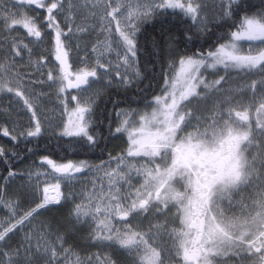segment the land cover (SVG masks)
<instances>
[{
    "label": "snow or ice",
    "instance_id": "1",
    "mask_svg": "<svg viewBox=\"0 0 264 264\" xmlns=\"http://www.w3.org/2000/svg\"><path fill=\"white\" fill-rule=\"evenodd\" d=\"M0 98V264H264V0H0Z\"/></svg>",
    "mask_w": 264,
    "mask_h": 264
},
{
    "label": "trees",
    "instance_id": "2",
    "mask_svg": "<svg viewBox=\"0 0 264 264\" xmlns=\"http://www.w3.org/2000/svg\"><path fill=\"white\" fill-rule=\"evenodd\" d=\"M22 31H23V29H21ZM148 31L149 32H151L152 30H151V28H149L148 29ZM145 58L144 57H141V60L143 61ZM151 62V58H149V63ZM165 67H167V65H165ZM161 83H162V81H161ZM159 90L157 89V92H158ZM155 94V93H154ZM1 99V98H0ZM6 100H7V98H6ZM5 100V101H6ZM134 107H135V105H133ZM109 107H111V105H109ZM122 107H123V105H122ZM117 144H120V141L119 140H117V141H113L111 144H110V149H111V147H114L115 145H117ZM0 145H7V146H11V142H10V138H8V137H4L3 136V134L2 133H0ZM126 146V145H125ZM21 147V149H23V145H21L20 146ZM120 149L119 148H116V152H118ZM44 154H47V153H44ZM116 153L115 152H113V155H115ZM52 159H54V160H59V156H57V155H53L52 157H51ZM68 159H83L84 157H72V156H68L67 157ZM100 158H106V157H100ZM37 159V162H38V157L36 158ZM91 159H93V160H96L97 159V157H91ZM61 162H63V161H61ZM16 167L17 168H23V165H21V164H17L16 165ZM4 175H7V172H6V170L3 168V167H0V184H2L3 183V179H2V177L4 176ZM19 181L18 180H16V181H9V183L11 184V186L14 188L15 186H16V184L18 183ZM93 251H95V249H93Z\"/></svg>",
    "mask_w": 264,
    "mask_h": 264
},
{
    "label": "rangeland",
    "instance_id": "3",
    "mask_svg": "<svg viewBox=\"0 0 264 264\" xmlns=\"http://www.w3.org/2000/svg\"><path fill=\"white\" fill-rule=\"evenodd\" d=\"M21 31H22V30H21ZM81 55H83V53H81ZM211 78H212V77H209V79H211ZM1 99H2L4 102H6V101H5V100H6V98H1ZM24 119H25V120H27V119H28V117H27V116H25V117H24Z\"/></svg>",
    "mask_w": 264,
    "mask_h": 264
}]
</instances>
